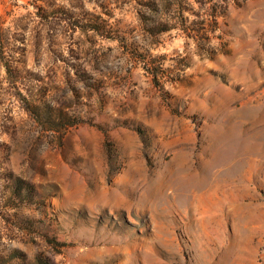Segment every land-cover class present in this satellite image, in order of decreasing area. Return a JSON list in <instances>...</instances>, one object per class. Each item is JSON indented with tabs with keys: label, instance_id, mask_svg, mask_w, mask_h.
Instances as JSON below:
<instances>
[{
	"label": "rangeland",
	"instance_id": "rangeland-1",
	"mask_svg": "<svg viewBox=\"0 0 264 264\" xmlns=\"http://www.w3.org/2000/svg\"><path fill=\"white\" fill-rule=\"evenodd\" d=\"M0 22V264H264V0H0Z\"/></svg>",
	"mask_w": 264,
	"mask_h": 264
},
{
	"label": "trees",
	"instance_id": "trees-1",
	"mask_svg": "<svg viewBox=\"0 0 264 264\" xmlns=\"http://www.w3.org/2000/svg\"><path fill=\"white\" fill-rule=\"evenodd\" d=\"M210 15H213V17L216 18L219 14L215 13ZM189 29H192L195 32L199 30L198 28H192V27H190ZM207 30L209 29L207 28ZM5 40L6 39L4 37V29L2 27V22H0V44H2ZM155 79L157 81V75ZM23 100L25 102V106H24L25 109L39 123H41L45 129H49L54 132L60 131L61 133L62 131L69 129L75 126L76 124H78V122L71 115H69L63 108H59L51 105L46 112L45 109L42 108V106L37 103V100L34 98V96L24 97ZM44 116H46L45 118L46 120H43ZM27 264H56V263L52 257H49L48 255L42 252H39L35 255L34 259L27 262Z\"/></svg>",
	"mask_w": 264,
	"mask_h": 264
},
{
	"label": "bare ground",
	"instance_id": "bare-ground-1",
	"mask_svg": "<svg viewBox=\"0 0 264 264\" xmlns=\"http://www.w3.org/2000/svg\"><path fill=\"white\" fill-rule=\"evenodd\" d=\"M225 139V138H224ZM208 163H210V165H208V167H206V165H202L201 166V168H200V173H202L203 171H205V169L206 170H209L210 171V174L212 175V178L213 177H216V167H217V164H216V161H215V159H214V157L213 158H211L209 161H208ZM189 164V163H188ZM199 170V169H198ZM218 170V169H217ZM175 171V170H174ZM196 174H198L199 175V173L198 172H196ZM176 176V175H175ZM221 176V175H220ZM179 177V176H178ZM195 177V176H194ZM221 178V177H220ZM214 180L212 179V182H213ZM199 182V181H198ZM220 182V181H219ZM200 183V182H199ZM213 186V185H212ZM203 187V186H202ZM206 188V187H205ZM208 188V187H207ZM206 188V189H207ZM213 188V187H212ZM210 189V188H209ZM204 190V189H203ZM211 190V189H210ZM215 190V189H214ZM209 191V190H208ZM212 193V192H211ZM170 195V194H169ZM185 195V194H184ZM169 198V197H168ZM154 200V199H153ZM159 229V228H158ZM163 229V228H162Z\"/></svg>",
	"mask_w": 264,
	"mask_h": 264
}]
</instances>
